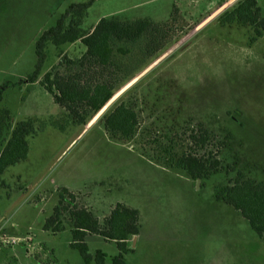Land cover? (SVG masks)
Masks as SVG:
<instances>
[{"label":"rangeland","instance_id":"rangeland-1","mask_svg":"<svg viewBox=\"0 0 264 264\" xmlns=\"http://www.w3.org/2000/svg\"><path fill=\"white\" fill-rule=\"evenodd\" d=\"M85 1L0 0V152L19 123L35 127L28 158L0 180V218L22 200L9 223L28 241L26 249L15 246L20 263L84 264L70 248L68 212L61 217L64 232L44 230L66 188L102 223L118 203L139 211L141 230L127 264H264V242L240 212L215 196L244 181L264 186V36L251 44L250 27L224 24L222 15L239 0H99L83 21L86 32L102 18L148 19L158 30L117 58L128 66L121 81L134 79L80 125L41 85L56 65L85 53L80 41L49 45L39 82L30 84L27 76L37 64V40L71 4ZM257 1L264 13V0ZM69 72L74 69L61 68ZM119 99L138 114L127 139L113 137L101 121ZM199 124L211 136L205 150L190 142ZM165 150L208 151L221 169L199 185L157 164ZM66 199L63 208L73 201ZM87 243L92 255L102 250L109 262L119 254L116 243L100 236ZM5 258L0 255V264Z\"/></svg>","mask_w":264,"mask_h":264},{"label":"trees","instance_id":"trees-1","mask_svg":"<svg viewBox=\"0 0 264 264\" xmlns=\"http://www.w3.org/2000/svg\"><path fill=\"white\" fill-rule=\"evenodd\" d=\"M99 0H87L71 4L57 20L56 24L46 30L37 40L35 50L37 64L35 70L27 76V82H39L41 72L46 62V49L49 45L61 48L67 44L81 42L85 53L77 59H68L65 63L56 65L47 73L41 85L54 98V101L80 125H87L100 113L131 80L122 82L128 66L122 67L117 60L129 54L127 47L135 46L145 37L157 32L158 25L148 19L123 21L117 18H102L90 32L82 27L89 10ZM224 24H237L252 29L251 44L264 36V13L257 0H239L231 9L222 15ZM152 38L150 45L154 44ZM125 46H121V45ZM74 69V73H61V68ZM121 81L119 83L118 79ZM123 78V77H122ZM116 82V84H115ZM101 121L105 129L115 138L127 139L135 131L138 123L137 112L124 99H119ZM32 122L19 123L11 133V138L0 152L1 176L12 166L28 158L30 145L28 137L35 131ZM200 134L192 132L190 142L203 150L209 145L210 132L199 124ZM160 166L182 172L189 178L198 181L208 179L218 174L221 161L218 156L208 153L193 154L183 151L173 154L165 150ZM60 205L54 209L44 225V230L53 234L64 232L61 221L63 211L68 212L72 223V242L70 248L77 250L84 264H127L126 255L128 241L140 234V213L137 209L118 203L102 223L93 211L76 205V196L68 189L60 191ZM66 196L73 201L69 207H62ZM216 199L233 207L245 218L253 231L264 242V186L252 181H244L233 186H227L216 193ZM100 236L108 242L117 244L119 254L108 261V255L98 250L92 255L87 243L88 236Z\"/></svg>","mask_w":264,"mask_h":264},{"label":"crops","instance_id":"crops-1","mask_svg":"<svg viewBox=\"0 0 264 264\" xmlns=\"http://www.w3.org/2000/svg\"><path fill=\"white\" fill-rule=\"evenodd\" d=\"M50 170V169H49ZM47 170L46 173L49 171ZM46 173L44 172V174H42L39 178L38 181L36 183V185L40 182V180L46 175ZM34 185V187L36 186ZM32 189L29 190L28 194L31 192ZM74 193V192H73ZM27 196V194H26ZM25 196V197H26ZM24 197V198H25ZM22 200H15L11 206H9V208H7L5 210V212L3 213V216H1L0 218V255H6L5 258V264H21L20 260L21 258V253L16 249L17 247H15L17 244H7L4 241L5 240H12V239H22L20 238V236L17 234L16 230H17V226L13 225V226H9L10 223V219H11V215L14 212V210L17 208L18 204L21 202ZM97 216V215H96ZM98 217V216H97ZM99 218V217H98ZM58 234V233H57ZM89 238L91 237H96L95 235L93 236H88ZM87 238V239H89ZM34 240V239H33ZM132 240H130L128 242V249L130 250V243ZM36 242V241H35ZM89 243V242H88ZM71 244V242H70ZM22 247L24 249L25 245L22 244ZM10 249V250H8ZM10 251V252H9ZM54 251V250H52ZM104 252V251H103ZM54 253V252H52ZM52 257V256H51ZM36 258V257H35ZM38 260H41L42 258H36Z\"/></svg>","mask_w":264,"mask_h":264},{"label":"built area","instance_id":"built-area-1","mask_svg":"<svg viewBox=\"0 0 264 264\" xmlns=\"http://www.w3.org/2000/svg\"><path fill=\"white\" fill-rule=\"evenodd\" d=\"M4 242L7 244H12V245L19 244V243H22V244L28 243L27 239H12V240H5Z\"/></svg>","mask_w":264,"mask_h":264},{"label":"water","instance_id":"water-1","mask_svg":"<svg viewBox=\"0 0 264 264\" xmlns=\"http://www.w3.org/2000/svg\"><path fill=\"white\" fill-rule=\"evenodd\" d=\"M200 182H201V180L199 179V180H198V184H199V185H200Z\"/></svg>","mask_w":264,"mask_h":264}]
</instances>
